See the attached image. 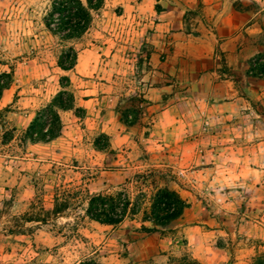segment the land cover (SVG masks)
<instances>
[{
    "label": "rangeland",
    "instance_id": "rangeland-1",
    "mask_svg": "<svg viewBox=\"0 0 264 264\" xmlns=\"http://www.w3.org/2000/svg\"><path fill=\"white\" fill-rule=\"evenodd\" d=\"M52 1L0 0V73L10 74L0 99V264H77L88 257L103 264H166L194 257L183 231L195 225L208 234L196 242L200 249L213 242L227 248L224 264L241 254V264H251L264 252V97L247 108V138H213L211 123H204L208 136L191 152L188 139L156 135L141 96L119 84L118 48L133 47L132 33L106 32L108 17L98 8L86 33L62 39L45 24ZM257 7L264 20V0H247L248 9ZM69 46L77 62L64 71L57 62ZM253 67L264 76V54ZM62 76L69 78L74 107L59 110L60 135L26 140L25 129L61 89ZM165 186L189 208L168 227L144 232L142 225L152 227L145 219L151 198ZM118 190L140 204L136 213L117 225L89 218L91 195ZM55 198L68 202L57 215Z\"/></svg>",
    "mask_w": 264,
    "mask_h": 264
},
{
    "label": "crops",
    "instance_id": "crops-1",
    "mask_svg": "<svg viewBox=\"0 0 264 264\" xmlns=\"http://www.w3.org/2000/svg\"><path fill=\"white\" fill-rule=\"evenodd\" d=\"M104 1L99 10L108 17L105 31L132 33L133 47L118 48L119 84L141 96L156 135L188 139L191 152L208 136L204 123H211L213 138H247V108L264 97V76L253 67L264 54L262 8L248 9L247 0ZM130 74L136 75L131 83L126 80ZM183 232L202 264L229 259L226 247L211 242L202 250L196 245L208 235L197 225ZM233 262H244L242 254Z\"/></svg>",
    "mask_w": 264,
    "mask_h": 264
},
{
    "label": "trees",
    "instance_id": "trees-1",
    "mask_svg": "<svg viewBox=\"0 0 264 264\" xmlns=\"http://www.w3.org/2000/svg\"><path fill=\"white\" fill-rule=\"evenodd\" d=\"M103 0H53L52 8L46 26L58 33L62 39H76L89 27L92 21V11L101 7ZM77 62V51L73 46L63 49L58 58V66L62 70L72 69ZM263 68V67H262ZM66 80L63 82V80ZM10 84V74L0 73V99L4 89ZM61 89L53 96L51 101L35 113L30 124L24 131L23 137L31 142H48L58 137L62 131V121L59 110L73 109L74 94L67 89L69 78L62 76ZM142 101V99H141ZM79 115V114H77ZM131 124V121H125ZM67 201H59L55 198L52 208L54 215L59 214L66 207ZM151 212L147 221L152 222V227L142 225L144 232L157 231L166 228L171 221L179 217L188 206V202L174 189L169 187L159 188L151 198ZM140 204L131 201L126 193L118 190L113 193H97L91 195L87 201L86 213L94 221L102 224L117 225L123 221L128 212L136 213ZM77 264H103L100 261L88 257ZM166 264H202L198 259L183 255L172 257ZM251 264H264V252L253 257Z\"/></svg>",
    "mask_w": 264,
    "mask_h": 264
}]
</instances>
